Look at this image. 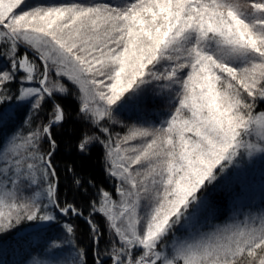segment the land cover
<instances>
[{"label": "snow or ice", "instance_id": "snow-or-ice-1", "mask_svg": "<svg viewBox=\"0 0 264 264\" xmlns=\"http://www.w3.org/2000/svg\"><path fill=\"white\" fill-rule=\"evenodd\" d=\"M17 120L0 137V237L57 230L51 254L68 253L28 264H264V0H0V131ZM69 124L70 151L99 145L113 181L66 165L76 193L95 189L87 212L55 160ZM257 170L260 206L242 204ZM219 188L233 207L216 223Z\"/></svg>", "mask_w": 264, "mask_h": 264}, {"label": "trees", "instance_id": "trees-1", "mask_svg": "<svg viewBox=\"0 0 264 264\" xmlns=\"http://www.w3.org/2000/svg\"><path fill=\"white\" fill-rule=\"evenodd\" d=\"M66 107L70 110H75V102L69 98L66 102ZM47 108L46 111L41 113L42 119H47ZM162 118V117H160ZM153 120L158 119V117H152ZM13 128H18L20 130H25L26 127L20 124L17 120L15 124L10 125L8 128L0 131V137H7ZM76 128L77 132L80 128L78 124H69L66 126L65 131L56 133L58 142L61 147L57 152L55 157L58 170L61 177V188L62 192L69 200H75V202L80 205L85 212H87L86 201L94 193L95 189H91L87 195H81L76 193L70 183L69 174L65 171V167L68 163H74L78 170L82 172L85 177H91L96 182L97 186L106 188L108 191L114 193L113 181L105 176L103 166H102V156L103 150L97 145L93 148L92 154L85 160L80 159L74 151H70V145L74 143V137L72 136V129ZM113 132H119V129L115 127ZM259 181L254 177L253 192L250 199H245L242 204L254 203L256 206H260V191L256 188L258 187ZM209 199L216 206V223H220L225 220L229 214V210L233 207L230 193L226 188H219L215 191L209 193ZM65 221L71 222L76 226L77 229V239L82 247L90 248V238L88 234L87 225L83 219H77L74 217H66ZM22 231L19 235H16L17 230H13L0 237L4 241V249L0 251V264H28L32 257H37L44 261H50L52 259H64L68 256L67 252H63L60 256L53 257L49 249V245L52 243L50 237L61 236L57 230H53L46 234H35V230L26 229L23 225L20 226ZM21 237L25 239L21 241ZM91 264V259L89 260Z\"/></svg>", "mask_w": 264, "mask_h": 264}, {"label": "rangeland", "instance_id": "rangeland-1", "mask_svg": "<svg viewBox=\"0 0 264 264\" xmlns=\"http://www.w3.org/2000/svg\"><path fill=\"white\" fill-rule=\"evenodd\" d=\"M118 129H119V132L121 133V134H123V132L125 131L124 129H122V128H120L119 126H116ZM254 177L257 179V181H259V183H260V179H261V177H260V173H259V171L257 170L255 173H254ZM253 177V178H254ZM257 190L259 189V184H258V187L256 188ZM259 191H260V189H259ZM251 198H253V197H251Z\"/></svg>", "mask_w": 264, "mask_h": 264}]
</instances>
